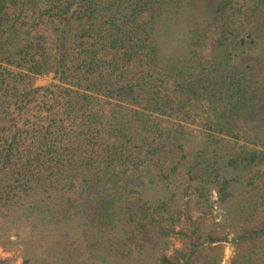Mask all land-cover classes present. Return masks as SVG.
Masks as SVG:
<instances>
[{
  "label": "trees",
  "instance_id": "trees-1",
  "mask_svg": "<svg viewBox=\"0 0 264 264\" xmlns=\"http://www.w3.org/2000/svg\"><path fill=\"white\" fill-rule=\"evenodd\" d=\"M186 1L0 0V219L33 224L36 235L26 251L35 255L43 246L53 250L42 253L51 264L67 259L64 264H132L140 263L155 241L164 248L161 242L173 228L161 223L174 215L165 216L168 200L156 204L137 195L123 197L131 181L123 171L121 178L117 174L108 178L112 186L107 188L101 164L117 160L137 169L143 152H135L130 144L156 146L167 129L185 137L192 132L163 124L160 117L170 114L162 106L168 99L161 89L168 79L179 82L178 72L205 67L185 62L177 71L162 58L154 39L155 27L179 16L175 10ZM230 2L206 0L215 20L230 12ZM250 12L253 31L244 25L232 42L241 47L239 56L248 57L234 72L237 101L221 117L228 127L253 124L262 139L264 0ZM189 27L193 39H202L209 30L198 22ZM219 28L211 29L220 32L211 44L214 60L223 65L226 55L218 48L232 29ZM250 56L253 66L246 63ZM50 74L57 84L34 86L38 78ZM125 77L132 79L130 84H121ZM246 89L251 93L248 99ZM210 152L197 156L204 163L199 183L215 186L225 201L231 183L220 174L217 162H208ZM144 158L151 169L148 155ZM238 160L256 167L251 180L257 174L264 181V172L257 169L264 166L263 152H238L229 164L236 169ZM31 216L37 219L32 221ZM246 220L242 219V228L253 237V264H264V221L253 222L257 225L252 230ZM177 235L184 238L182 232ZM36 237L55 239L44 245ZM218 242L222 241L212 239L209 244ZM41 258L37 255L35 261L42 263ZM159 264L177 262L162 257Z\"/></svg>",
  "mask_w": 264,
  "mask_h": 264
},
{
  "label": "rangeland",
  "instance_id": "rangeland-1",
  "mask_svg": "<svg viewBox=\"0 0 264 264\" xmlns=\"http://www.w3.org/2000/svg\"><path fill=\"white\" fill-rule=\"evenodd\" d=\"M230 1V12L222 19L215 20L212 7L206 0H188L175 10L179 16L175 15L176 18L169 19L164 25L159 24L154 30V39L161 48L162 58L172 62L177 71L182 69L185 62H192L194 67L201 63L205 67L201 70L178 72V77L181 78L179 82L168 79L161 89L168 99L162 106L167 109L166 114L170 115L160 119L163 124L173 128L181 126L182 130L188 127L192 131L189 137H185L183 132L167 129L156 146L130 144L129 147L134 148L135 152H143L137 169L130 162L123 166L117 160L101 164V175L107 188L112 186V182L108 181L111 175L117 174L121 178L125 174L131 182L127 186V194H122L123 197L135 198L137 195L144 202L156 204L168 200L166 211H169L165 216L174 214L170 219L161 220L164 228L170 229L173 225L172 234L161 242H165L164 248H159V243L155 241L154 246L143 254L140 263L132 264H159L162 257L177 264H184L186 260H190V264H253V237L242 228V219L247 218L244 223L252 230L253 226L264 221V181L257 174L251 180L255 166L238 160L235 169L229 163L238 152L264 153V136L262 139L257 136L253 124L251 127L247 124H241V128L237 124L228 127L221 113L226 112L237 101V91L234 89L237 75L234 72H239V68L245 63L244 59L248 58L239 56L241 47L232 44L233 36L242 33L244 25L246 29L250 27L253 31V16L250 11L258 0ZM183 11L187 14L181 17ZM197 22L209 27L203 38L201 35L202 39L192 38L189 26L194 27ZM220 26L232 29L231 35H226L225 40L222 38L218 48L226 55L227 63L224 66L214 60L215 44H211L213 37L218 39L220 36ZM213 28L219 29L211 32ZM244 49L249 50L246 45ZM259 49H262L261 45ZM252 57L246 62L251 66ZM154 69L161 71L159 66ZM131 80L125 77L121 84H130ZM53 84L57 83L50 74L38 78L34 86ZM246 93L245 98L248 99L251 95L249 89H246ZM206 151H211L207 157L208 162H217L220 174L230 180V195L225 201L220 199L215 186L207 184L203 187L199 183L204 163H200L202 160L197 156ZM146 155L151 169L148 164L143 163ZM257 167L264 172V166ZM118 186L121 187L120 184ZM71 194L72 191L67 197ZM31 219L33 221L37 217L31 216ZM2 227L5 232L1 231ZM32 228L33 224L30 222L21 220L19 224H14L0 219V264H51L47 255L42 253L53 250H47L43 246L35 255L26 251L29 239L36 235ZM179 232H182L184 238L177 235ZM46 239L37 240L47 245L55 238L49 237L48 241ZM212 239L222 242L209 244ZM37 255L42 257V263L35 261ZM56 257L59 258V255Z\"/></svg>",
  "mask_w": 264,
  "mask_h": 264
}]
</instances>
